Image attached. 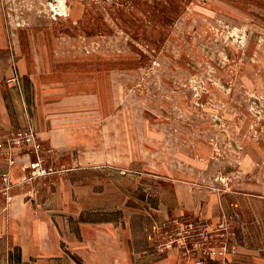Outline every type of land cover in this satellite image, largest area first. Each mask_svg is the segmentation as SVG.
I'll return each instance as SVG.
<instances>
[{
    "label": "rangeland",
    "instance_id": "obj_1",
    "mask_svg": "<svg viewBox=\"0 0 264 264\" xmlns=\"http://www.w3.org/2000/svg\"><path fill=\"white\" fill-rule=\"evenodd\" d=\"M0 80L11 103L37 83L44 98L122 113L140 162L170 178L128 201L140 245L197 221L145 232L165 203L214 224L202 252L196 234L174 242L181 257L264 264V0H0ZM10 254L0 239V264H17Z\"/></svg>",
    "mask_w": 264,
    "mask_h": 264
},
{
    "label": "crops",
    "instance_id": "obj_2",
    "mask_svg": "<svg viewBox=\"0 0 264 264\" xmlns=\"http://www.w3.org/2000/svg\"><path fill=\"white\" fill-rule=\"evenodd\" d=\"M1 81L0 141L31 123L41 143L38 154L16 147L9 156L0 144V239L8 263L16 252L17 264H195L197 257H181L177 248L157 255L151 236L142 245L136 240L128 201L139 198L137 191L147 199L156 179L170 178L140 162L132 149L134 130L117 120L122 113L79 109L71 103L76 98H44L37 83L30 103L21 95L11 103ZM37 159L52 173L32 177L29 165ZM152 210L154 223L144 229L151 235L188 216L214 228L183 208L161 203Z\"/></svg>",
    "mask_w": 264,
    "mask_h": 264
},
{
    "label": "built area",
    "instance_id": "obj_3",
    "mask_svg": "<svg viewBox=\"0 0 264 264\" xmlns=\"http://www.w3.org/2000/svg\"><path fill=\"white\" fill-rule=\"evenodd\" d=\"M2 141H0V144L3 142L6 144V146L9 147V149H14L16 147L23 148V149H30L36 154H38L41 151V143L38 139V136L33 128L32 125H27L24 128L20 129H14L10 131L8 134L3 136ZM1 148V145H0ZM29 168L31 171L32 177H44L52 173L51 170H46L41 166V161L37 159L34 163L29 165ZM178 224L177 231L175 233L176 239L174 241L172 240H165L164 242L157 244L155 247L158 251H172L173 249V243H178V247H181L183 245V241L188 237L192 238L193 236H196L202 241L195 242L194 243V250L202 252L204 248H201L202 245L206 244L207 242L212 241L214 229H210L206 225H198L196 222H190L185 223L183 225ZM222 244V241H221ZM225 244V243H223ZM225 250V245L222 246H212L209 245L205 252L208 254L210 259H214L220 256H223ZM195 264H203V261L201 260L200 256L196 258Z\"/></svg>",
    "mask_w": 264,
    "mask_h": 264
}]
</instances>
